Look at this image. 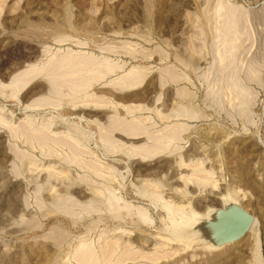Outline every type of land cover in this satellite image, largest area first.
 I'll return each mask as SVG.
<instances>
[{
  "label": "rangeland",
  "instance_id": "1",
  "mask_svg": "<svg viewBox=\"0 0 264 264\" xmlns=\"http://www.w3.org/2000/svg\"><path fill=\"white\" fill-rule=\"evenodd\" d=\"M0 264H264V0H0Z\"/></svg>",
  "mask_w": 264,
  "mask_h": 264
},
{
  "label": "water",
  "instance_id": "2",
  "mask_svg": "<svg viewBox=\"0 0 264 264\" xmlns=\"http://www.w3.org/2000/svg\"><path fill=\"white\" fill-rule=\"evenodd\" d=\"M252 220L253 216L238 203L217 208L203 223L205 239L215 247L236 242L245 236Z\"/></svg>",
  "mask_w": 264,
  "mask_h": 264
},
{
  "label": "bare ground",
  "instance_id": "3",
  "mask_svg": "<svg viewBox=\"0 0 264 264\" xmlns=\"http://www.w3.org/2000/svg\"><path fill=\"white\" fill-rule=\"evenodd\" d=\"M40 136V135H39ZM43 137V136H42ZM230 203H238V204H240L239 202H237V201H234L233 199H231V198H228V197H225V198H223L222 199V203H221V207L220 208H223L224 206H226V205H228V204H230ZM215 210L216 209H210L208 212H207V214H206V217H205V219L204 220H207V219H209V217L211 218L212 217V215H213V213L215 212ZM199 219V217H197V218H195L194 220H195V222L189 227V228H191L196 222H197V220ZM193 220V221H194ZM251 225V224H250ZM253 225V224H252ZM252 227V226H251ZM185 228H187V229H189L188 227H185ZM251 229V228H250ZM249 229V230H250ZM251 231V230H250ZM227 244H229V243H227ZM226 245V244H225ZM225 245H223V246H225ZM209 246H211V245H209ZM223 246H221V247H223ZM212 248H221V247H215V246H211ZM83 254H84V252H83ZM86 256H87V258L89 259L90 257V255H88V253H85V257H84V255H80V258L79 259H81V258H86Z\"/></svg>",
  "mask_w": 264,
  "mask_h": 264
}]
</instances>
